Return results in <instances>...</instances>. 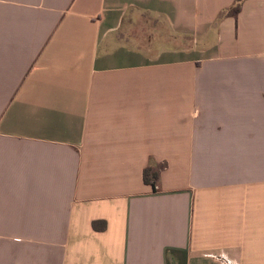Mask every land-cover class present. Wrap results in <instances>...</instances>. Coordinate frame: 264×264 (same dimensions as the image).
<instances>
[{
    "label": "crops",
    "instance_id": "crops-1",
    "mask_svg": "<svg viewBox=\"0 0 264 264\" xmlns=\"http://www.w3.org/2000/svg\"><path fill=\"white\" fill-rule=\"evenodd\" d=\"M0 264H264V0H0Z\"/></svg>",
    "mask_w": 264,
    "mask_h": 264
},
{
    "label": "trees",
    "instance_id": "trees-1",
    "mask_svg": "<svg viewBox=\"0 0 264 264\" xmlns=\"http://www.w3.org/2000/svg\"><path fill=\"white\" fill-rule=\"evenodd\" d=\"M233 11L238 12V7L234 8ZM158 172H159L158 169H154V168L153 169L147 168L143 172L144 181L146 182V184L152 185L154 190L156 188V182L159 174Z\"/></svg>",
    "mask_w": 264,
    "mask_h": 264
}]
</instances>
